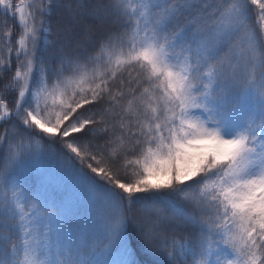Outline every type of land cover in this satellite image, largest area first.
<instances>
[{
  "label": "snow or ice",
  "instance_id": "obj_1",
  "mask_svg": "<svg viewBox=\"0 0 264 264\" xmlns=\"http://www.w3.org/2000/svg\"><path fill=\"white\" fill-rule=\"evenodd\" d=\"M0 264H264V0H0Z\"/></svg>",
  "mask_w": 264,
  "mask_h": 264
}]
</instances>
